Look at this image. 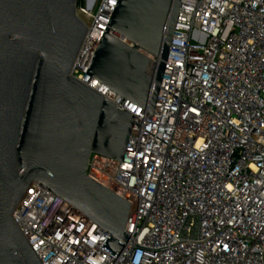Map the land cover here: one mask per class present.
I'll return each mask as SVG.
<instances>
[{"label": "built area", "instance_id": "1", "mask_svg": "<svg viewBox=\"0 0 264 264\" xmlns=\"http://www.w3.org/2000/svg\"><path fill=\"white\" fill-rule=\"evenodd\" d=\"M117 1L75 0L88 32L69 75L134 115L123 159L91 153L85 169L131 203L123 261L38 183L14 222L41 264H264V0H179L152 113L88 73Z\"/></svg>", "mask_w": 264, "mask_h": 264}, {"label": "water", "instance_id": "2", "mask_svg": "<svg viewBox=\"0 0 264 264\" xmlns=\"http://www.w3.org/2000/svg\"><path fill=\"white\" fill-rule=\"evenodd\" d=\"M179 8L118 0L89 75L152 113ZM87 32L75 0H0V264H41L11 216L32 183L106 232L101 247L123 261L131 203L85 169L91 153L123 159L134 115L69 75ZM138 48L160 58L153 74Z\"/></svg>", "mask_w": 264, "mask_h": 264}, {"label": "rangeland", "instance_id": "3", "mask_svg": "<svg viewBox=\"0 0 264 264\" xmlns=\"http://www.w3.org/2000/svg\"><path fill=\"white\" fill-rule=\"evenodd\" d=\"M82 16V15H81ZM82 18H83V16H82ZM86 22H87V20L85 19V18H83ZM148 68H149V65H148ZM147 71H148V69H147Z\"/></svg>", "mask_w": 264, "mask_h": 264}]
</instances>
